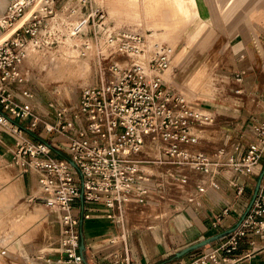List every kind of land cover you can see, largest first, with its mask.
<instances>
[{"label": "built area", "instance_id": "obj_1", "mask_svg": "<svg viewBox=\"0 0 264 264\" xmlns=\"http://www.w3.org/2000/svg\"><path fill=\"white\" fill-rule=\"evenodd\" d=\"M58 1L7 0V10L0 17V28L5 30L31 11L11 39L0 46V104L8 111L0 110V129L16 140L17 166L37 177L42 191L37 198L58 215V264H89L81 251V228L93 217L97 205L103 206L108 219L118 222L129 204L148 202L152 184L149 167L153 164L189 167L212 176L226 165L237 175L262 172L264 122L254 126L255 139L241 159L230 158L223 164L195 151L200 140L198 127L214 124L216 116L168 85L164 73L171 67L172 48L165 43L151 44L134 28L95 22L98 11L80 16V6H85L86 0H67L60 8ZM88 27L94 28L96 44H103L107 51L102 57L109 62L102 73L109 79L82 88L75 106H51L54 118L45 123V131L64 136L66 148L40 134L32 141L40 118L10 90L13 83L23 81L18 67L30 46L57 45L71 31L84 37L90 34ZM118 55L131 61L123 67ZM28 119L30 125L23 126ZM144 147L155 156L144 152ZM235 187L238 195L244 193L243 185L236 183ZM204 191L205 187H199L200 193ZM219 221L216 216L213 226L218 227ZM249 234L264 235V176L241 225L220 239L214 253L193 264H211L221 253L232 254ZM128 253L117 263L129 264Z\"/></svg>", "mask_w": 264, "mask_h": 264}, {"label": "crops", "instance_id": "obj_2", "mask_svg": "<svg viewBox=\"0 0 264 264\" xmlns=\"http://www.w3.org/2000/svg\"><path fill=\"white\" fill-rule=\"evenodd\" d=\"M221 1L212 0L213 14L207 19L199 15L198 4L194 2H191L190 13H184L191 26L195 20H202L199 33L207 30L208 39H210L212 29L219 27L221 16L225 17L242 2V0H229V5H220ZM249 1L251 2V0H246V2ZM64 2L65 0H59L58 6L63 5ZM169 2L175 3V0H169ZM7 7V0H0V16L5 14ZM225 22L227 21L224 20ZM231 23L228 28L231 32L223 33L228 50L227 58L229 54L232 55V63L228 65L230 67L228 75L232 84L230 92L239 94L232 96V99L240 98L244 102L234 104L237 106L236 109L231 106L215 108L219 113L220 132L218 139H211L210 143L215 144L223 141L221 145L211 146L206 152L200 150L223 164L227 163L230 158L241 159L247 153L249 144L255 139L254 126L264 122V113L259 111L262 109L264 112V0L255 2L245 20L238 23L233 20ZM157 27H160L159 24ZM1 29L0 31H2ZM1 36L3 35L0 34ZM190 37L191 40H197L199 35ZM189 43H187V47ZM213 54L214 58L212 59L216 60L217 51L214 50ZM186 57L185 52V57L181 62L185 61ZM238 76L241 77V81H238ZM204 107L214 111L211 104H204ZM222 131L224 134H221ZM31 135L35 136L34 133ZM48 141L54 145L63 146L66 144V139L62 136H52ZM200 141L201 139L193 147L195 151H198L196 147L199 146ZM15 150L14 136L5 129H0V173L14 174V178L19 180L22 191L25 192L29 201V196L33 194L34 175L23 173L17 166L14 159ZM221 150L224 152L220 155ZM148 154L151 157L155 156L151 149ZM171 169L172 166L168 164L151 165L149 173L152 184L148 202L143 205L129 204L124 210L127 215H130L129 219L133 226L130 228L133 232L128 234L125 242L126 248L123 243L113 241L120 236L117 222L108 219L103 206L97 205L93 217L84 221L81 228V241L85 246L84 253L88 257L89 264H118L117 259L123 258L128 252L131 259L129 264H193L197 259L214 253L219 248L220 240L180 257L177 254L192 245L234 228L247 212L260 181L259 173L237 175L227 165L221 167L214 176L196 172L191 168H184L185 170L181 172H172ZM14 171L17 172V176ZM171 174L186 180V182L182 183L181 181L177 184L176 181H173L169 184L165 178L167 176L170 178ZM214 183L217 184V187L213 185ZM236 183L244 186L245 190L242 195L237 194ZM10 184L11 182H3L0 191ZM201 186L205 187L203 193L199 192ZM158 191H167L170 198L178 200H183L184 196H193L190 197L193 201L184 200L186 202L184 208L170 217L169 209L163 208L164 205L161 201L152 199V194ZM35 200L40 199L37 196H32V204L40 203L34 202ZM42 203L44 202L42 201ZM151 203L155 207L143 210L166 212L168 214L166 218L170 221L167 233L159 226L148 227L144 231L134 226L141 211L138 209L147 207ZM170 206L177 209V205L174 203H171ZM226 209L228 211L225 213ZM56 216L58 227L54 230L51 218L48 234L41 235L32 229L0 230V264H58L59 245L57 248L54 247V233L58 232L57 240L59 241L60 225L58 215L56 214ZM216 216H220L218 227L213 226ZM45 217L46 215L43 219ZM14 221L22 222L23 217L18 216ZM114 228L117 230L114 231ZM261 239H264V235L249 234L241 241L236 251L230 255L221 253L220 258L217 261H212L211 264H264V242L261 241L262 246L257 248V242ZM48 260H51L52 263H49Z\"/></svg>", "mask_w": 264, "mask_h": 264}, {"label": "rangeland", "instance_id": "obj_3", "mask_svg": "<svg viewBox=\"0 0 264 264\" xmlns=\"http://www.w3.org/2000/svg\"><path fill=\"white\" fill-rule=\"evenodd\" d=\"M257 1L258 0H251V3L250 1L246 2V0H242L241 4L233 9L228 15L225 17L221 16L219 19V27L217 29H212L209 37L210 39H206V46H204L205 49H199L196 52H192L193 48L189 49L187 47V43L188 41H191V35H199L202 20H195L191 26V24L187 22L184 13H190L191 2H194L198 4L199 15L205 19L210 18L213 14L212 0H175V3H170L169 0H86L85 6H80L82 10L79 11V15L81 16L83 13H87L88 15L89 13H95L98 11L95 22H103L105 24H111L121 28H134L144 33L145 36L148 34L150 39L155 44L165 43L169 45L172 50L174 49L171 68L164 73V78L168 85L182 93L195 106L200 107L204 104L210 105V103L204 102L201 105H198L195 101H193L194 99L210 100L212 103L216 104V106L211 104V107L214 110L212 112L216 116L214 124L204 125L198 127L197 129L201 141L196 149L198 151L202 150L206 152L211 148V146H216L218 144L221 145V142L223 141L222 140L215 144L210 143L211 139H218L220 132V125L218 124L219 113L217 112V109L215 110V108L217 106H231L236 109L237 106L234 104L244 102L242 101L243 99L240 98L234 97V99H232V96H235L236 94L230 92L232 84L228 75L230 71V67H228V65L232 63V55L229 54L227 58L228 50L224 42L225 37L223 36V33L228 34L231 32L228 28L231 26V22L233 20L237 23L245 20ZM66 2L67 0H65L64 4ZM243 7L244 9H242ZM102 15L104 17L100 19ZM224 20L227 22L224 23ZM92 22L93 20L91 19V23ZM158 24L160 27L156 28ZM88 29L90 34H87L84 37L78 35L79 38L82 40L83 44L90 41L96 43L95 39L92 37L94 28L88 27ZM1 30L0 34L2 35V33L7 29ZM59 44L53 46L50 45L48 47L56 48ZM214 50L217 51L216 60L212 59L214 58ZM182 51L186 52L187 59L179 65L176 57L178 54L182 53ZM210 55L213 61L208 62ZM117 57L121 56L118 55ZM126 60H128V62L131 61L129 57H127ZM108 62L109 61L104 60L102 56H98L96 60L97 70L95 76H80V74L77 75L76 71H74L76 77L73 76L74 78H67L63 76H56L55 78L48 80L51 83H54L52 87L48 86L49 82L46 85L44 84V88L39 86L37 83V71L23 67V62L21 63L18 67V71L20 72L23 81L13 83L10 86V90L17 101H22L28 104L30 109H35L36 116L40 118L39 126L34 132L35 136L31 135L30 137L32 141L37 140L38 134L42 135L46 140L52 136H57L53 133L48 134L45 131V123H47L49 119L53 120L54 118V111L51 106L54 105L55 108L75 106L78 102L82 85L90 84L94 80L95 82L93 85L101 84L109 79V77L106 75L104 76L102 73V68L106 67ZM91 71H95V68H92ZM25 73L29 74V80L24 83L26 76ZM55 87H61V93L54 92ZM30 95H32V97H30ZM0 110L8 113L7 110H4L2 104H0ZM259 111L264 113L262 109H259ZM30 122L31 119H28L23 121L21 124L23 126H29ZM203 133L206 138L202 136ZM66 146L67 145L64 144L62 147L66 148ZM209 157L213 160L215 159L210 155ZM263 171L264 168L262 172ZM262 172L259 173V176H261ZM15 175H18L17 172H15ZM26 178L28 180L27 175ZM3 182H11V184L6 186L4 190L0 191V230L8 231L32 229L35 233H39L41 235L48 234L50 229V219L48 216L49 212L48 209L41 204L42 201L35 200L34 202L40 203L33 204L29 202L27 195L24 191H22L19 180L14 178V174L12 175L8 172L0 173V188L2 187ZM179 182L181 183L180 180L178 182L176 180V183ZM185 184L187 185L188 182ZM141 208L143 209L144 207H140L138 210ZM45 215L46 217L43 219ZM167 215L168 214L166 212L141 210L138 219L134 222V226L140 228L142 231L146 230L148 227L159 226L167 233L170 222L166 218ZM18 216L23 217L22 222L14 221V219ZM119 216L121 218L119 219L120 221L117 222V227L118 230L121 231V227L124 225L123 222L126 224L130 215L123 212ZM129 220V223H132L131 219ZM52 222L53 223L51 225H53L54 230H56L58 227L57 216L53 211ZM113 224L115 225V223ZM116 230L117 228H114V231ZM54 234V247L57 248L58 232L56 231ZM113 241L123 243L125 245L126 238L124 236H119V240L115 238ZM261 241L264 242V239L257 242V248L262 246ZM124 248H126V245Z\"/></svg>", "mask_w": 264, "mask_h": 264}, {"label": "bare ground", "instance_id": "obj_4", "mask_svg": "<svg viewBox=\"0 0 264 264\" xmlns=\"http://www.w3.org/2000/svg\"><path fill=\"white\" fill-rule=\"evenodd\" d=\"M229 3H230L229 0H222L220 2V5H223V4L229 5ZM30 13H31V11H28L26 13V15L23 17V19L19 20L13 27L8 28L5 32L2 33L3 36L0 37V46L2 44H4L6 41H8L9 39H11V37L14 35V33L17 31V29L19 27H21L23 25V23L28 19V17L30 16ZM165 18H167V17H165ZM208 36H209V34L207 33V30L201 31L199 33V37L197 40L192 39L191 41H189L190 43L188 42L189 43L188 47L193 48V50H195V51H197L199 49L203 50L204 46H206L205 43H206V39H208ZM146 37L151 44L156 45L150 39L148 34ZM169 41H171V40H169ZM183 51H182V53L178 54V56L176 57L177 58L176 60L179 63L185 57V52H183ZM107 55H108L107 51H106L103 44L100 45V44H96V43L91 42V41L83 44V42L79 38V36L77 37V34L74 33L73 31H71L70 35L65 40L60 42V44L56 48L55 47L54 48L53 47L36 48V47L30 46L27 49L26 55L23 59V67H27V68L32 69V70H36L37 71V73H36L37 83L39 86L44 88V84L45 85L48 84L50 82L48 80H51V79L55 78L56 76H59V77L63 76V77H67V78H72L73 76L76 77L74 71H76L77 75L80 74V76L81 75L82 76H95L96 70H97L96 69L97 57L98 56L99 57L100 56H107ZM117 59L123 67L128 65V60H126L127 57H117ZM211 60L212 59H210V61ZM92 68H95V71L92 72L91 71ZM170 68H169V70H170ZM25 74H26V76H25L24 83L29 80V74H27V73H25ZM59 77H57V78H59ZM67 81H69V80H67ZM70 82H71V79H70ZM94 82H95V80L93 82H91L90 84L82 85L81 88H84V87L89 86V85H93ZM193 82H194V80H193ZM53 84H54L53 82L52 83L50 82L48 84V86L52 87ZM60 88L61 87H55L54 92H60L61 91ZM46 90H48V89H46ZM52 92H53V90H52ZM193 101H195L198 105H201L204 102L214 104L210 100L194 99ZM214 105L216 106V104H214ZM221 134H224V131H222ZM202 136L205 137V134L203 133ZM62 137H64V136H62ZM149 151H150V149L144 147V152L149 153ZM184 168L185 167H183V166H172L171 170H172V172H181V171L185 170ZM187 169H189V168H187ZM33 175L34 176H33V185H32V191H33L32 196L36 197V196H40L42 191H41L40 185L38 183L37 177L35 176V174H33ZM165 179L167 180V182L169 184H171L173 181H176V180H177V182L179 180L182 181V179L175 176L174 174H171L170 178H168V176H167ZM179 183H177V184H179ZM32 196H29V202H31ZM152 199L161 201L162 205H164L163 208L166 207L169 209L170 217H172V215L175 212L184 208L185 203H186V202H184V200L185 201H192V198H190L189 196H184L182 198L183 200L170 198V195L168 194L167 191L154 192L152 194ZM171 203L176 204L177 209L172 208L170 206ZM41 204L44 205L48 209V212H49L48 216H49V219L51 220L52 209H50L44 203H41ZM151 207H155V205H153V203H151L149 206L144 207L143 209H148ZM143 209L141 208L140 210H143ZM127 222H128L127 224H125V222H123L124 225L121 224L123 226L121 227V231H120V236H124L126 238V240L128 238V234L133 232V230H130V228L133 227L132 223H129V221H127ZM118 238L119 237H116V239H118Z\"/></svg>", "mask_w": 264, "mask_h": 264}, {"label": "water", "instance_id": "obj_5", "mask_svg": "<svg viewBox=\"0 0 264 264\" xmlns=\"http://www.w3.org/2000/svg\"><path fill=\"white\" fill-rule=\"evenodd\" d=\"M263 176H264V171L262 172V174H261V176H260V181H259L258 188H257L256 192L258 191V189H259V187H260V184H261V181H262ZM254 199H255V195H254V197H253V199H252V201H251V204H250V206H249L247 212L244 214V216L242 217V219L240 220V222H239L234 228H232V229H230V230H227V231H225V232H223V233H220V234H218V235H216V236H214V237H211V238H209V239H206V240H204V241H201L200 243H197V244H195V245H192V246H190V247L184 249V250L181 251L180 253H178L177 256L180 257V256H183V255H185V254H187V253L193 251V250H197V249H200V248H202V247H204V246L210 245V244H212L213 242H215V241H217V240H220L221 238H223V237L229 235L230 233L234 232V231H235V230L241 225L242 221L244 220L245 216L247 215L248 211L250 210V208H251V206H252V203H253ZM84 249H85V246H84V244L82 243V244H81V251L83 252Z\"/></svg>", "mask_w": 264, "mask_h": 264}, {"label": "trees", "instance_id": "obj_6", "mask_svg": "<svg viewBox=\"0 0 264 264\" xmlns=\"http://www.w3.org/2000/svg\"><path fill=\"white\" fill-rule=\"evenodd\" d=\"M81 235H82V230H81Z\"/></svg>", "mask_w": 264, "mask_h": 264}]
</instances>
